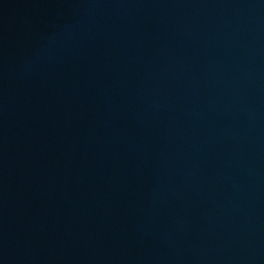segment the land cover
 I'll return each instance as SVG.
<instances>
[{"label": "water", "instance_id": "1", "mask_svg": "<svg viewBox=\"0 0 264 264\" xmlns=\"http://www.w3.org/2000/svg\"><path fill=\"white\" fill-rule=\"evenodd\" d=\"M0 264H264V0H52Z\"/></svg>", "mask_w": 264, "mask_h": 264}]
</instances>
